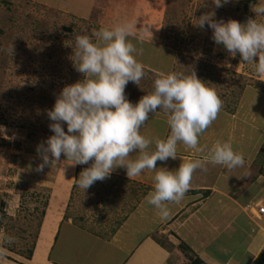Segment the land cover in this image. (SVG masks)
I'll list each match as a JSON object with an SVG mask.
<instances>
[{
	"label": "rangeland",
	"instance_id": "1",
	"mask_svg": "<svg viewBox=\"0 0 264 264\" xmlns=\"http://www.w3.org/2000/svg\"><path fill=\"white\" fill-rule=\"evenodd\" d=\"M250 1L231 0L216 8L212 0H0V232L16 238L15 243L6 245L9 250L31 249L54 193L56 201L69 202L67 216L77 223L94 224L109 235L135 201L150 190L111 174L85 191L78 187V178L92 161L72 165L63 154L55 166L36 170L42 162L37 146L54 134L47 110L53 108L65 86L84 78L71 59L75 35L95 39L93 33L101 27L131 22L134 28L129 40L140 41L136 58L144 63L141 59L145 57L147 62L140 86L129 82L126 97L138 103L154 91L161 72H195L221 99L222 113L234 117V134L244 128L243 123L254 130L255 119L264 116V77L239 54L232 57L223 45H217L207 24L204 28L196 24L201 15L213 11L217 20L246 23L255 18L251 5L257 0ZM146 48L150 50L144 56ZM147 57L155 62L150 63ZM255 60L258 62V57ZM157 116L166 117L163 112ZM64 127L67 131L66 124ZM246 142V153L256 156L254 144L259 140ZM260 151L257 159H252L248 180L259 175L257 172L264 176ZM75 170L76 182L72 178L68 184L67 175ZM240 233L236 235L244 240ZM240 243L242 249L236 248L243 251Z\"/></svg>",
	"mask_w": 264,
	"mask_h": 264
},
{
	"label": "clouds",
	"instance_id": "2",
	"mask_svg": "<svg viewBox=\"0 0 264 264\" xmlns=\"http://www.w3.org/2000/svg\"><path fill=\"white\" fill-rule=\"evenodd\" d=\"M229 2L212 0L216 8ZM251 10L255 18H249L246 23L217 20L213 11L201 15L196 25L204 28L207 24L217 45H223L232 57L239 54L242 61L253 65L258 76L264 77V19H257L264 18V0H257ZM133 28L131 22H123L101 27L93 33L95 39L75 35L71 59L84 78L65 86L53 108L47 110L52 121L49 128L54 134L37 146V156L42 162L36 170L43 171L46 166L60 163L62 154L72 165L92 161L78 178V187L85 191L95 182L110 178L117 168H125L130 179L141 176L145 170L152 171L153 190L145 200L166 221L171 216L169 203L179 205L191 188L196 170L207 169L199 159L183 161L175 170L157 168V161L175 160L181 143L187 149L202 151L200 135L217 118L222 101L195 72L190 75L161 72L154 81V91L132 103L126 97V86L129 82L140 86L145 75L143 64L136 58L138 50L129 40ZM160 112L167 118L168 137L150 138L141 134L149 114ZM153 144L155 148L150 150ZM134 152L137 155L133 158L130 153ZM208 152L206 160L224 166L227 171L243 169L246 165L243 154L228 142L217 141ZM15 240L14 236L0 232L3 242L0 264H8L6 245Z\"/></svg>",
	"mask_w": 264,
	"mask_h": 264
},
{
	"label": "crops",
	"instance_id": "3",
	"mask_svg": "<svg viewBox=\"0 0 264 264\" xmlns=\"http://www.w3.org/2000/svg\"><path fill=\"white\" fill-rule=\"evenodd\" d=\"M132 43L138 50L140 41ZM144 50L146 56L145 52L150 49ZM148 59L150 63L155 62ZM141 60L147 62L145 57ZM233 118L219 111L217 118L200 135L202 151L187 149L181 143L175 160L157 161V168L175 170L183 161L199 159L207 169L196 170L191 188L179 205L169 203L171 216L166 221H162L145 200L152 191L155 173L145 170L141 176L130 179L125 168H117L112 174L126 182L144 184L150 190L137 203L135 201L126 218L118 221L109 235L105 234L108 231H98L94 224L77 223L67 216L69 202L61 204L60 198L55 200L57 194L54 193L35 243L30 250H9L8 264H190L191 256H199L208 264H257V257L264 251V226L261 225L264 214L259 213V204L264 206V176L260 172L249 180L247 176L253 167L252 159H257L264 143V116L255 119L254 130L243 123L245 129L234 134ZM141 134L166 139L170 134L167 118L150 113ZM248 140H259L254 144L256 156L246 153ZM217 141L228 142L243 154L245 167L227 171L224 166L208 162V150ZM154 148L153 144L150 150ZM136 155V152L130 153L133 158ZM74 173L76 170L67 175L68 184L72 178L75 181ZM239 232L245 236L244 240L236 235ZM240 241L244 244L243 251L241 243L238 244ZM182 245H187L189 250H183Z\"/></svg>",
	"mask_w": 264,
	"mask_h": 264
},
{
	"label": "trees",
	"instance_id": "4",
	"mask_svg": "<svg viewBox=\"0 0 264 264\" xmlns=\"http://www.w3.org/2000/svg\"><path fill=\"white\" fill-rule=\"evenodd\" d=\"M253 1H255V0H251L250 3H252ZM260 155L263 156V159H264V146H263V148L260 151ZM182 249L185 250V251L189 250L187 245H182ZM191 260H192L191 264H208L202 258H200L199 256H196V258L194 257ZM256 263L257 264H264V251H262L260 253V255L257 257Z\"/></svg>",
	"mask_w": 264,
	"mask_h": 264
},
{
	"label": "built area",
	"instance_id": "5",
	"mask_svg": "<svg viewBox=\"0 0 264 264\" xmlns=\"http://www.w3.org/2000/svg\"><path fill=\"white\" fill-rule=\"evenodd\" d=\"M259 213L264 214V206L263 205L259 207Z\"/></svg>",
	"mask_w": 264,
	"mask_h": 264
}]
</instances>
